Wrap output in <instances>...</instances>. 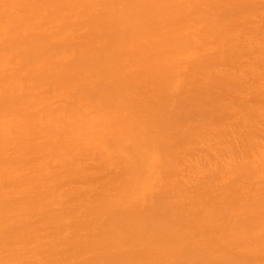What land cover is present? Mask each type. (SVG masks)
<instances>
[{"label":"bare ground","instance_id":"bare-ground-1","mask_svg":"<svg viewBox=\"0 0 264 264\" xmlns=\"http://www.w3.org/2000/svg\"><path fill=\"white\" fill-rule=\"evenodd\" d=\"M0 264H264V0H0Z\"/></svg>","mask_w":264,"mask_h":264}]
</instances>
